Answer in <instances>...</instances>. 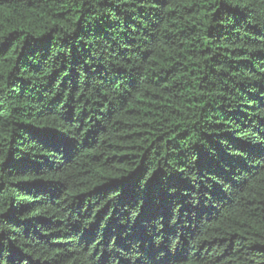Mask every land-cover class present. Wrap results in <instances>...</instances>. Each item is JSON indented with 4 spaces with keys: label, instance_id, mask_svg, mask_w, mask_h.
I'll return each instance as SVG.
<instances>
[{
    "label": "trees",
    "instance_id": "trees-1",
    "mask_svg": "<svg viewBox=\"0 0 264 264\" xmlns=\"http://www.w3.org/2000/svg\"><path fill=\"white\" fill-rule=\"evenodd\" d=\"M0 264H264V0H0Z\"/></svg>",
    "mask_w": 264,
    "mask_h": 264
}]
</instances>
